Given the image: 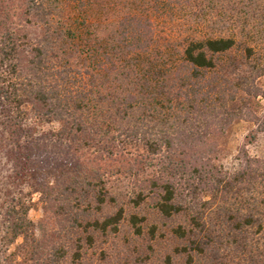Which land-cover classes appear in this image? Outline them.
Instances as JSON below:
<instances>
[{"label": "trees", "instance_id": "1", "mask_svg": "<svg viewBox=\"0 0 264 264\" xmlns=\"http://www.w3.org/2000/svg\"><path fill=\"white\" fill-rule=\"evenodd\" d=\"M140 1L160 11L176 0ZM243 1L242 19L258 18L263 0ZM135 8L0 0L8 154L44 211L35 223L31 200L9 204L10 238L22 241L7 263L87 264V250L125 224L135 237H165V264H264V156L241 148L235 170L217 162L235 121L264 131V57L236 34L188 40L172 57ZM149 201L154 221L141 211Z\"/></svg>", "mask_w": 264, "mask_h": 264}, {"label": "rangeland", "instance_id": "2", "mask_svg": "<svg viewBox=\"0 0 264 264\" xmlns=\"http://www.w3.org/2000/svg\"><path fill=\"white\" fill-rule=\"evenodd\" d=\"M236 1L241 3L240 10H244L242 6L245 4L244 1L231 0L232 3ZM151 3L149 7H145L140 0H135V11L146 12L150 15L159 49L172 57L177 55L176 50L180 49L181 51L183 49L188 40L221 34H236L239 42L243 45L256 47L261 56L264 57V0L259 7L261 12H259L258 18L251 16L247 22L242 19L244 16L242 10L238 12V9H233L229 0H192L191 2L176 0L171 2L169 8L160 11L155 10L154 4ZM201 3H204V6L208 9L211 7L212 10L205 15L198 12L201 10L202 6H199ZM222 18L235 19L220 20ZM261 81L264 84V78ZM258 100L261 104L258 119L263 121L264 97H260ZM5 121L0 105V264H8L7 257L15 250L16 244L22 241L19 238L13 243L10 238L7 207L12 200L25 197L31 200L32 209L29 216L35 223L40 222L44 216L42 204L39 201L40 194L33 191L31 186L24 182V179L20 180L16 176L17 170L14 160L8 154L10 137ZM256 125L253 122L244 120L235 121L226 135L219 139L217 162L228 170H235L239 166L237 157L241 148H245L254 157H263L264 131H257ZM47 128L49 129V127ZM253 135H256L255 138ZM31 191H33L32 194ZM124 201L127 202V199L125 198ZM109 208L115 209L114 207H107L106 211ZM141 211L148 215L151 221L156 220L152 201L144 205ZM41 235L42 232L37 229L34 238L38 239ZM133 235L131 230L123 224L120 233L115 236L100 238L95 248L87 250L84 254V261L87 264H165L163 259L172 248L165 237L151 241L146 237H135ZM126 236L131 237L130 241ZM28 262L34 264V261L30 260Z\"/></svg>", "mask_w": 264, "mask_h": 264}]
</instances>
